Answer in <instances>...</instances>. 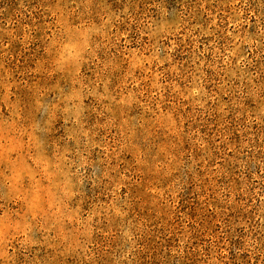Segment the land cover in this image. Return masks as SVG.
Here are the masks:
<instances>
[{
	"label": "rangeland",
	"instance_id": "obj_1",
	"mask_svg": "<svg viewBox=\"0 0 264 264\" xmlns=\"http://www.w3.org/2000/svg\"><path fill=\"white\" fill-rule=\"evenodd\" d=\"M0 264H264V0H0Z\"/></svg>",
	"mask_w": 264,
	"mask_h": 264
}]
</instances>
